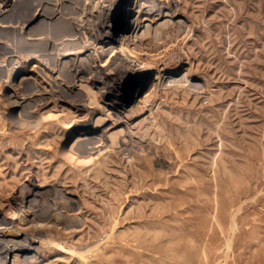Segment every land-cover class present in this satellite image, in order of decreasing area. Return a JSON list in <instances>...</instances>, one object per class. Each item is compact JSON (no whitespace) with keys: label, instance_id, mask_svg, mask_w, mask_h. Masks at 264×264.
<instances>
[{"label":"rangeland","instance_id":"1","mask_svg":"<svg viewBox=\"0 0 264 264\" xmlns=\"http://www.w3.org/2000/svg\"><path fill=\"white\" fill-rule=\"evenodd\" d=\"M42 2L0 10V236L33 247L6 264H264V0H113L104 82L82 30L27 34Z\"/></svg>","mask_w":264,"mask_h":264},{"label":"bare ground","instance_id":"2","mask_svg":"<svg viewBox=\"0 0 264 264\" xmlns=\"http://www.w3.org/2000/svg\"><path fill=\"white\" fill-rule=\"evenodd\" d=\"M12 0H0V10L3 12L4 10H6V6L9 5V3ZM35 3H37V5L35 6V8L37 9L38 7V12L40 10L41 5H43L42 0H33ZM54 3V8L53 10L50 9V11L46 14L51 15L53 14L55 11H59L60 14H62V18L59 17L60 19L56 20V21H50L47 22L48 20H42L39 22H36V24H34L33 28H31L30 30H28L27 34L28 35H32V34H39V36H41L42 34L47 35V39H49L48 43V47L51 46L50 44H56L58 43H64L65 45H74L73 42L68 43L69 41L65 40V39H69L68 35H72V34H77L79 33L81 30L84 34H86L85 37L89 38L90 36L93 38L94 36H96L97 33L90 31L91 29H93L92 25H94V23H91L90 20L92 18V16H97L100 15L101 13H104V11H106L107 9L109 10L111 5L113 4V0H69L73 5L74 8L77 11V15L75 17L72 18L71 21L66 20V18L64 19L63 15H66L69 12H72V8H70L68 2L67 3H63L62 0H53ZM65 1V0H64ZM104 1V2H102ZM110 2V4H109ZM47 6V5H46ZM45 6V7H46ZM42 8V7H41ZM34 10V9H33ZM32 10V11H33ZM42 10V9H41ZM74 10V9H73ZM74 13V12H73ZM56 14V13H55ZM34 13L31 12L29 13V17L26 20V25L28 23L29 20H31L33 18ZM54 19V18H53ZM103 25H101L100 27H102ZM81 33V32H80ZM80 35V34H79ZM77 35V36H79ZM90 35V36H89ZM43 36V35H42ZM68 36V37H67ZM33 37V36H32ZM35 37V35H34ZM37 37V36H36ZM45 37V36H44ZM76 37V36H75ZM73 36V40L75 38ZM83 37V36H82ZM81 37V40L84 38ZM39 38V37H38ZM80 38V37H79ZM72 39V38H70ZM76 39V38H75ZM75 41V40H74ZM79 40H76V42ZM52 42V43H51ZM81 42V41H79ZM77 44H80V43ZM31 43V42H30ZM45 44V43H44ZM59 45V44H58ZM76 45V44H75ZM56 46V45H55ZM96 44L94 41H91L90 38L89 39H84L82 41V43L80 44V47L76 48L75 46H70L67 47V51L65 52L66 54H70V53H80L81 55L76 54L73 57H70L69 61L71 60V62L75 63L77 62L76 59L78 57V67L75 68L74 70V76L75 78L77 77V73L79 71H83V70H87L89 71L91 74H89V76L91 75V77H97L95 79H98L102 82H104L106 80V78L108 77V72H106V70L103 68L104 64L101 63V61L103 60V56L105 55V52H100V50L98 48H95ZM58 47V46H57ZM46 48V47H45ZM49 49V48H47ZM54 49V48H53ZM64 49V50H66ZM51 50V49H50ZM55 50V49H54ZM57 51V50H56ZM63 52V51H61ZM50 53V52H49ZM54 53H56L54 51ZM53 53V54H54ZM82 53L85 54L84 56H82ZM43 54V53H42ZM64 54V53H63ZM47 55V54H46ZM61 55V54H60ZM89 55H98L95 56L93 60H91V58H89ZM51 56V55H50ZM58 56V55H57ZM64 56V55H63ZM62 57V56H61ZM88 57V58H87ZM57 58V57H56ZM113 62L117 61V59H119V57L116 58H110L109 60ZM57 60V59H56ZM56 62V61H55ZM53 63V62H52ZM92 63V64H91ZM55 64V63H53ZM91 64V65H90ZM110 64V63H109ZM129 65V64H128ZM139 65V64H138ZM137 65V66H138ZM74 66V65H73ZM139 67V66H138ZM74 68V67H73ZM89 69V70H88ZM118 69V68H117ZM132 68H128V71H130ZM143 69V68H141ZM62 71V70H61ZM84 72V71H83ZM86 72V71H85ZM84 72V73H85ZM116 72V71H115ZM61 73V72H60ZM58 74V73H57ZM86 74V73H85ZM80 76H83L82 74ZM68 77V76H67ZM81 78V77H80ZM85 78V77H83ZM86 79V78H85ZM91 79V78H90ZM81 80V79H80ZM107 81V80H106ZM109 81V80H108ZM80 82V81H79ZM115 83V82H114ZM67 86V85H66ZM72 86V85H71ZM83 86V85H82ZM97 87V86H96ZM41 91V90H40ZM76 91V90H75ZM92 93V92H91ZM99 94V93H98ZM74 95V94H73ZM36 99V98H35ZM39 100V99H38ZM72 104V103H71ZM82 104H76V106H79ZM82 109V108H81ZM38 184V183H37ZM25 187V186H24ZM31 191V190H30ZM29 191V192H30ZM33 192V191H32ZM27 195L29 193H26ZM45 218V217H44ZM0 219H2V216L0 215ZM8 227V226H7ZM0 232H2V229H0ZM8 232H14V230H9ZM15 233V232H14ZM1 235V233H0ZM12 241V242H11ZM33 249L32 245H31V241L29 240V238H25V240L23 242L21 241H17V240H4V238H2L0 236V264H6L7 262V257L9 254L11 253H16L18 251H28Z\"/></svg>","mask_w":264,"mask_h":264},{"label":"water","instance_id":"3","mask_svg":"<svg viewBox=\"0 0 264 264\" xmlns=\"http://www.w3.org/2000/svg\"><path fill=\"white\" fill-rule=\"evenodd\" d=\"M150 82V79H146L142 88V91L146 89V87L148 86V83Z\"/></svg>","mask_w":264,"mask_h":264}]
</instances>
